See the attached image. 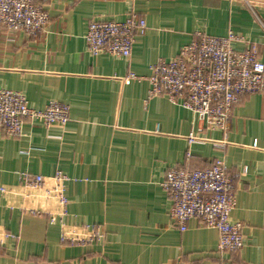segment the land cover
<instances>
[{
    "label": "crops",
    "instance_id": "0c3cea01",
    "mask_svg": "<svg viewBox=\"0 0 264 264\" xmlns=\"http://www.w3.org/2000/svg\"><path fill=\"white\" fill-rule=\"evenodd\" d=\"M48 15L35 37L0 26V89L41 110L69 108L64 128L25 122L23 136H0V189L62 172L64 223L102 237L60 241L48 212L31 214L17 195L0 193V264H264V91L244 95L226 132L208 131L186 109L149 97L150 68L176 57L197 33L242 38L264 64V0H36ZM144 19L128 59L93 57L84 36L91 20ZM136 76L135 79L130 75ZM194 133L201 141L190 144ZM194 135V136H195ZM189 151L190 156L187 157ZM223 161L235 185L231 219L243 226V248L217 252L218 233L191 220L181 232L169 219L161 188L174 168L204 170Z\"/></svg>",
    "mask_w": 264,
    "mask_h": 264
},
{
    "label": "built area",
    "instance_id": "2783aa9c",
    "mask_svg": "<svg viewBox=\"0 0 264 264\" xmlns=\"http://www.w3.org/2000/svg\"><path fill=\"white\" fill-rule=\"evenodd\" d=\"M48 18L36 0H0V26L9 33L21 31L35 37L45 31ZM145 31L144 19L132 12L120 22L91 20L84 36L86 51L93 57L107 54L128 59L135 37L144 35ZM241 41L242 38L232 32L224 38L197 33L176 57L151 66L148 96L165 97L188 110L208 131L226 132L232 111L241 98L264 91V64L257 48L250 44L241 51L235 50L232 43ZM130 77L136 78L133 74ZM25 122L38 123L45 128H64L69 122V108L49 102L45 108L36 110L19 92L0 89V136H23ZM194 135L188 137L190 144L201 141ZM67 181L65 174L56 172L51 177L25 179L18 192L2 188L0 193L19 196L24 206H29L22 208L31 214H40L42 206L54 204L57 210L47 215L51 223L59 224L62 243L83 245L100 239L102 236L97 232L64 223ZM160 185L169 202L168 214L174 227L184 232L188 222L194 220L216 230L217 252L221 255L243 248V226L231 219L236 203L235 185L223 161L214 160L209 168L198 171L171 169ZM9 237L13 236L0 231V245Z\"/></svg>",
    "mask_w": 264,
    "mask_h": 264
}]
</instances>
